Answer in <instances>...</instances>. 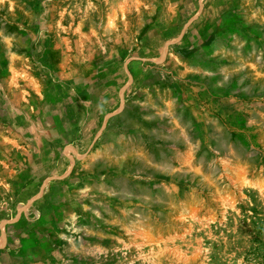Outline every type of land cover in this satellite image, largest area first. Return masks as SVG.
<instances>
[{
  "label": "rangeland",
  "instance_id": "1",
  "mask_svg": "<svg viewBox=\"0 0 264 264\" xmlns=\"http://www.w3.org/2000/svg\"><path fill=\"white\" fill-rule=\"evenodd\" d=\"M0 264H264V0H0Z\"/></svg>",
  "mask_w": 264,
  "mask_h": 264
}]
</instances>
